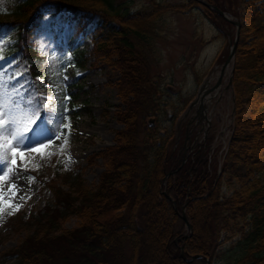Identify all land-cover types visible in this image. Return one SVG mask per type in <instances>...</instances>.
Masks as SVG:
<instances>
[{
    "label": "trees",
    "instance_id": "1",
    "mask_svg": "<svg viewBox=\"0 0 264 264\" xmlns=\"http://www.w3.org/2000/svg\"><path fill=\"white\" fill-rule=\"evenodd\" d=\"M203 1L240 22L231 79L233 133L223 155L221 179L216 171L213 176L208 172V141L199 142L195 156L179 166L182 151L172 150L173 143L169 149L167 143L174 139V129L164 136L158 125L151 129L145 124L149 116L158 122L166 115L163 89L149 75L161 19L168 12L198 9L221 32L230 23L215 9L198 0H150L135 11L130 10V0H3L0 24L15 32L5 55L12 57V71L23 72L21 81L40 93L47 125L52 105L45 110L43 103H50L44 97L52 88L40 80L49 70L47 56L39 54L31 38L43 26L42 11L52 9L94 22L95 59L120 73L117 87L123 108L116 116L124 127L116 131L115 143L98 153L105 167L94 189L77 175L69 189L48 177L53 201L27 220L18 214L10 217L14 226L29 225V232L16 247L0 254V264H207L218 255L223 233L228 238L236 232L234 264H264V10L255 0ZM84 60L82 52L76 53L61 70L68 77L63 91L73 112L81 109L74 101L82 84L74 74ZM168 171L171 174L163 180ZM222 185L232 192L225 195ZM153 206L162 210L159 221ZM183 206L191 235L181 218ZM69 215L80 223L66 229L63 223ZM157 224L162 227L154 245Z\"/></svg>",
    "mask_w": 264,
    "mask_h": 264
},
{
    "label": "rangeland",
    "instance_id": "2",
    "mask_svg": "<svg viewBox=\"0 0 264 264\" xmlns=\"http://www.w3.org/2000/svg\"><path fill=\"white\" fill-rule=\"evenodd\" d=\"M149 1L130 0V10L141 9ZM159 1L180 3L185 0ZM255 2L264 10V0H255ZM224 13L239 22L237 17L227 12ZM93 23L78 20L65 11L55 13L54 10L47 9L42 11V28L35 34V37L31 38L40 55L47 57L52 55L59 58L58 60H47V62L48 68L51 67L53 72L59 71L61 79H56V76L49 70L40 79L45 85L52 84L55 80L51 87V94L48 95L55 94L50 101L52 112L49 115V125L45 122L47 127L45 135L53 138V144L46 152L52 154L43 158L39 154H29L26 157L27 171L23 170L24 165L18 159L16 171L22 172V175L19 177L13 175L11 181L0 184V190L5 193L10 183H16L20 189L16 197H8L13 205H20L18 210L13 208L0 213V254L16 247L29 232V225L20 223L14 226V220L10 217L18 214L22 220H27L46 203L53 201L52 192L46 184L48 177L54 178L63 189L72 187L74 175H77L89 189L96 187L105 167V160L98 153L113 145L116 131L124 127L116 116V112L123 108L117 87L120 73L115 67L107 66L95 59L94 44L91 40ZM234 30L235 26L230 23V26H223L221 32L218 31L198 9H190L184 13L168 12L161 19L160 36L154 41L156 61L151 64L149 70L150 77L158 81V85L163 89L167 100L164 106L166 115H163L158 122L155 118L153 127L149 125L148 118L154 116L147 117L145 124L151 129L158 125L156 128L164 136L168 134L170 127L174 129L173 136H171L174 139L170 138L171 140L169 139L167 143H169V149L173 143L172 150L182 151L180 158L183 159L179 166L186 162L188 156L194 157L196 145L199 142H205V137L208 140V134H211L213 140L209 137L208 144L211 143L212 146L208 151L207 168L212 176L216 171L220 179L222 178L220 172L222 156L233 133L234 93L231 79L235 50L232 59L226 63L220 76L221 83L216 95L207 102L206 115L209 117V125L207 126L205 122L201 129L199 124L197 127L193 124L197 106H194L190 113H185H187L189 102L197 98L200 87L205 84L207 87L215 85L233 41ZM14 35L13 28L7 30L0 24V38L12 41ZM80 52L85 60L82 66L77 67L74 77L82 84V90L74 102L81 109L73 112V107H68L66 101L62 99L66 81L62 79L64 75L61 74V70L63 71L68 65L67 58L70 57L71 60L76 53ZM10 62L13 63L12 57L8 56L0 63L7 66ZM21 79L19 82H23ZM206 80H209L208 83ZM214 92L215 90L212 89L211 94L207 95H213ZM64 109H67L66 113ZM54 113L66 114L71 122L68 147L63 152L60 150L63 136L60 139L52 136L56 132V124L61 122L54 116ZM175 114L176 117H174ZM190 119L191 123H188ZM200 121H204V117ZM67 122V120L63 121V123ZM64 134H67V129L64 130ZM42 142L47 143V140L44 139ZM33 165H39V168ZM28 176L33 177L35 182L29 184ZM233 186L237 188L238 183ZM221 187L225 195L232 192V188L227 189L223 185ZM151 211L159 221L161 208L153 206ZM79 223L77 216L69 215L63 227L71 229ZM157 227V231L152 233L154 245L155 240L156 242L158 240L156 233H160L159 229L162 225L157 224ZM187 235L191 234L188 232ZM238 235L239 233L236 232L235 235L225 238V233H223L217 249L218 255L209 263L234 264L235 257L238 255V247L235 244ZM5 264H13V261H7Z\"/></svg>",
    "mask_w": 264,
    "mask_h": 264
},
{
    "label": "snow or ice",
    "instance_id": "3",
    "mask_svg": "<svg viewBox=\"0 0 264 264\" xmlns=\"http://www.w3.org/2000/svg\"><path fill=\"white\" fill-rule=\"evenodd\" d=\"M2 4L3 0H0V5ZM10 43V40L0 38V62L7 59L5 52ZM54 59L58 60L59 58L52 55L47 57L48 61ZM67 59L70 61V57ZM12 68L13 63L11 62L7 66L0 63V184L11 181L13 175L17 177L22 175V172L16 171L18 159L24 165L23 170L27 171L26 157L29 154H39L42 158L52 154L46 152L53 144V138L45 135L47 127L42 118L40 93L35 86L27 87L30 82H19L23 72L12 71ZM49 72L55 75L56 79H61L59 71L53 72L49 67ZM38 79L40 78L38 77ZM62 79L66 81L68 77L65 75ZM54 83L55 80L46 87L51 88ZM53 96H46L44 99L51 101ZM62 99H68L66 93ZM61 106L63 107V105ZM43 109L50 110V103H43ZM64 112L66 113L67 109H64ZM54 116L61 122L56 124V132L52 136L55 139H60L63 136V144L60 146V150L63 152L68 147L71 122L66 114L54 113ZM66 120L68 122L63 123ZM65 129H67L66 135L64 134ZM44 139L47 140V143L42 142ZM33 167L38 169L39 165H33ZM6 168L7 171H5ZM27 179L29 184L35 182L31 176H28ZM19 191L16 183H10L7 193L0 190V213L7 209L18 210L20 205H13L8 197H16Z\"/></svg>",
    "mask_w": 264,
    "mask_h": 264
},
{
    "label": "water",
    "instance_id": "4",
    "mask_svg": "<svg viewBox=\"0 0 264 264\" xmlns=\"http://www.w3.org/2000/svg\"><path fill=\"white\" fill-rule=\"evenodd\" d=\"M200 1L201 3L205 4L206 6H209L213 9H215L217 11V13L222 16L226 21H228L229 23L233 24L235 26V30H234V37H233V41L230 45V48H229V51L227 53V57L223 63V66H222V69H221V73L223 72L224 68H225V65L226 63L232 59L233 57V54H234V50H235V45H236V42H237V36H238V28H239V22L235 19H231L227 14H225L222 10H220L218 7L214 6V5H211L203 0H198ZM148 123L151 127L154 126V123H155V117H149L148 118ZM171 174V172H168L166 173V175L164 176L163 180L166 179L167 176H169ZM166 197L170 200L171 197L169 195H166ZM181 218L185 221L186 223V230L189 232V234H191V231H192V225L191 223L189 222V220L187 219L186 217V214H185V207L183 206L182 207V211H181ZM180 249L182 250V246H180ZM181 257L185 259V255L184 253L181 251ZM200 257L199 255H194L192 258H198ZM207 264H209V260H207Z\"/></svg>",
    "mask_w": 264,
    "mask_h": 264
},
{
    "label": "flooded vegetation",
    "instance_id": "5",
    "mask_svg": "<svg viewBox=\"0 0 264 264\" xmlns=\"http://www.w3.org/2000/svg\"><path fill=\"white\" fill-rule=\"evenodd\" d=\"M220 83H221V80H219V79L217 78V81H216L215 85L219 87V86H220ZM217 91H218V89H217ZM210 94H211V93H210ZM214 95H216V93H214L213 95H208V96H207V100H210V99L212 98V96H214ZM201 119H202V118H201ZM201 119H200V120H201ZM200 120H198V119H195V120H194L193 124L196 125L195 127H197L198 124L200 125L199 127H203L204 124H205V122H206V124L209 123V120L206 119V118H204V121H200ZM188 123H191V119L188 121ZM193 124H192V125H193Z\"/></svg>",
    "mask_w": 264,
    "mask_h": 264
}]
</instances>
